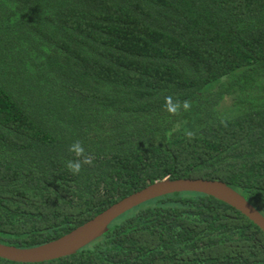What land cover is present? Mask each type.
I'll return each instance as SVG.
<instances>
[{
	"label": "trees",
	"instance_id": "obj_1",
	"mask_svg": "<svg viewBox=\"0 0 264 264\" xmlns=\"http://www.w3.org/2000/svg\"><path fill=\"white\" fill-rule=\"evenodd\" d=\"M76 140L93 165L73 175ZM165 178L221 181L264 216V0H0V243L54 241ZM33 264H264V233L175 193Z\"/></svg>",
	"mask_w": 264,
	"mask_h": 264
},
{
	"label": "water",
	"instance_id": "obj_2",
	"mask_svg": "<svg viewBox=\"0 0 264 264\" xmlns=\"http://www.w3.org/2000/svg\"><path fill=\"white\" fill-rule=\"evenodd\" d=\"M183 192L210 196L240 212L264 233V216L247 199L225 183L206 179L155 181L119 200L89 221L62 237L33 248H18L0 243V258L15 263H42L71 256L106 235L110 225L131 209L156 198Z\"/></svg>",
	"mask_w": 264,
	"mask_h": 264
},
{
	"label": "clouds",
	"instance_id": "obj_3",
	"mask_svg": "<svg viewBox=\"0 0 264 264\" xmlns=\"http://www.w3.org/2000/svg\"><path fill=\"white\" fill-rule=\"evenodd\" d=\"M165 110L170 115H178L181 109L188 111L191 108V101L174 99L171 95L165 97ZM185 136L191 140L194 138L195 133L192 131L185 132ZM68 151L73 153L76 159L67 160L65 167L73 175H78L85 165H93V157L86 153V150L81 141L76 140L69 145Z\"/></svg>",
	"mask_w": 264,
	"mask_h": 264
}]
</instances>
